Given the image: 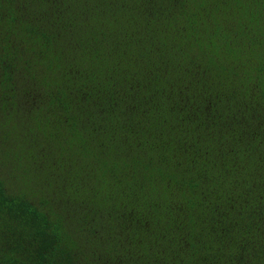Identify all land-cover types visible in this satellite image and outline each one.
<instances>
[{
	"label": "trees",
	"instance_id": "16d2710c",
	"mask_svg": "<svg viewBox=\"0 0 264 264\" xmlns=\"http://www.w3.org/2000/svg\"><path fill=\"white\" fill-rule=\"evenodd\" d=\"M0 264H264V0H0Z\"/></svg>",
	"mask_w": 264,
	"mask_h": 264
}]
</instances>
